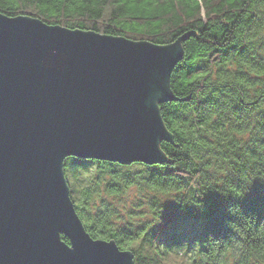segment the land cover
I'll list each match as a JSON object with an SVG mask.
<instances>
[{
	"label": "trees",
	"instance_id": "16d2710c",
	"mask_svg": "<svg viewBox=\"0 0 264 264\" xmlns=\"http://www.w3.org/2000/svg\"><path fill=\"white\" fill-rule=\"evenodd\" d=\"M141 3L0 0V13L11 17L157 44L181 40L170 75L176 99L159 104L172 134L160 142L166 161L65 157L76 212L92 238L113 239L134 264L179 256L185 264H264V0ZM131 187L150 193L152 223L116 222L132 213L123 217L107 197Z\"/></svg>",
	"mask_w": 264,
	"mask_h": 264
},
{
	"label": "water",
	"instance_id": "95a60500",
	"mask_svg": "<svg viewBox=\"0 0 264 264\" xmlns=\"http://www.w3.org/2000/svg\"><path fill=\"white\" fill-rule=\"evenodd\" d=\"M181 40H147L0 13V264H134L86 231L70 197L68 156L166 161L159 110ZM64 235L69 243L62 240Z\"/></svg>",
	"mask_w": 264,
	"mask_h": 264
},
{
	"label": "rangeland",
	"instance_id": "374dc122",
	"mask_svg": "<svg viewBox=\"0 0 264 264\" xmlns=\"http://www.w3.org/2000/svg\"><path fill=\"white\" fill-rule=\"evenodd\" d=\"M150 193L148 191L140 192L135 187L129 188V190L119 198L107 197L108 200L113 203V206L120 210V213L127 215L128 212L132 213L129 215L130 222H122L123 219L116 220L117 223L121 224H131L132 227H136L139 223L142 222H153L155 216L151 210V205L149 204ZM162 203L166 205L172 204V196H162L160 197ZM163 206V205H162ZM159 212L166 214L165 209H159ZM179 219L184 220L183 216H180ZM127 250V249H126ZM129 250V249H128ZM178 254V253H177ZM177 254H174L177 256ZM174 255H171L173 259ZM185 256L175 257L174 261H171L169 264H185Z\"/></svg>",
	"mask_w": 264,
	"mask_h": 264
},
{
	"label": "snow or ice",
	"instance_id": "6c2138e0",
	"mask_svg": "<svg viewBox=\"0 0 264 264\" xmlns=\"http://www.w3.org/2000/svg\"><path fill=\"white\" fill-rule=\"evenodd\" d=\"M121 3H128V0H121ZM150 4L154 5V7H159V0H142V3L139 4V7L144 8ZM117 6H119V5H117ZM130 6H137V5L132 4Z\"/></svg>",
	"mask_w": 264,
	"mask_h": 264
}]
</instances>
